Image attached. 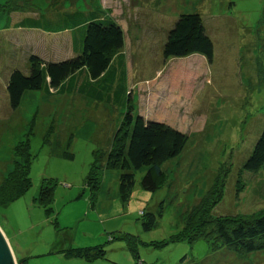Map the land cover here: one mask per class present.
<instances>
[{
  "label": "rangeland",
  "instance_id": "1",
  "mask_svg": "<svg viewBox=\"0 0 264 264\" xmlns=\"http://www.w3.org/2000/svg\"><path fill=\"white\" fill-rule=\"evenodd\" d=\"M75 10L122 27L133 116L149 112L189 136L183 153L163 165L167 183L157 192L144 190V167L123 202L122 172L106 167L116 136L131 131L123 123L128 98L107 106L78 94L28 91L18 109L10 107L9 76L14 69L28 73L32 54L45 61L76 55L69 32L28 24H55ZM185 13L202 16L215 47L212 64L196 56L165 59L167 34ZM172 62L192 69V77L170 72ZM263 130L264 0H0V187L24 162L18 145L28 140L31 153L30 188L0 205L17 264H264V250L215 251L209 240L188 237L212 230L216 218L264 215V167L243 168ZM44 185L51 188L45 205ZM163 203L156 227L144 231L142 213H157ZM72 249L103 255L86 260Z\"/></svg>",
  "mask_w": 264,
  "mask_h": 264
},
{
  "label": "trees",
  "instance_id": "2",
  "mask_svg": "<svg viewBox=\"0 0 264 264\" xmlns=\"http://www.w3.org/2000/svg\"><path fill=\"white\" fill-rule=\"evenodd\" d=\"M28 26L47 33L69 32L76 55L65 60L45 61L39 55L32 54L29 57L28 73L14 69L9 76L7 91L11 109L19 108L24 94L28 91H41L47 96L78 94L107 106L120 105L128 98V106L131 104L132 89L129 87L125 67L127 63L124 53L125 34L115 20H96L91 15L75 10L66 12L55 24L40 19ZM214 52L213 40L207 33L202 16L198 13L181 14L167 34L163 46L165 59L199 55L212 64ZM169 68L170 72L176 71L178 77L182 76L185 81L192 77L188 75V71L192 70L190 68L176 66L173 62ZM128 108L123 123L131 131L129 134L124 133L123 137L116 136L106 159V167L119 168L122 172L119 178V193L123 202L128 201L135 185L134 172L144 167L147 168L141 181L144 190L157 192L165 186L168 172L163 169V165L180 156L189 141L186 133L164 122L148 121L141 115L133 116V107L130 105ZM18 146L26 151L24 162L16 163L15 170L0 187V205L18 198L31 185L29 142L27 140ZM263 167L264 130L243 168L257 173ZM89 185H92L94 192L98 188L97 182L93 179H90ZM237 186L239 193L242 184L239 182ZM50 200L51 188L44 185L40 190L39 202L45 205ZM164 209L163 203L157 213H142L144 231L150 232L156 227ZM209 217L211 216H206L203 222ZM214 220V227L209 232L200 231L194 237L193 234L188 237L192 241L198 238L209 240L213 243L215 251L220 247H225L236 254L264 250V215L253 219L240 218L232 223H229L227 218L220 217ZM128 243L133 247L136 240L130 237ZM71 251L72 255L86 260H95L103 255L101 250L96 249ZM18 263L22 264L20 259ZM140 263L145 264L139 260L137 264Z\"/></svg>",
  "mask_w": 264,
  "mask_h": 264
},
{
  "label": "water",
  "instance_id": "3",
  "mask_svg": "<svg viewBox=\"0 0 264 264\" xmlns=\"http://www.w3.org/2000/svg\"><path fill=\"white\" fill-rule=\"evenodd\" d=\"M0 264H17L9 239L0 227Z\"/></svg>",
  "mask_w": 264,
  "mask_h": 264
},
{
  "label": "crops",
  "instance_id": "4",
  "mask_svg": "<svg viewBox=\"0 0 264 264\" xmlns=\"http://www.w3.org/2000/svg\"><path fill=\"white\" fill-rule=\"evenodd\" d=\"M27 28H30L29 26ZM32 29V28H30ZM36 30V29H35ZM73 42V41H72ZM197 58H201L203 59V57H200V56H196ZM71 58V57H70ZM65 59H68V58H65ZM64 59V60H65ZM204 60V59H203ZM158 107V106H156ZM156 112L153 111V114H155ZM139 115L143 116L145 119H147L148 121H156V122H163L162 120H158V119H155L154 116H149V112H147V114L145 113H140ZM164 123H167L164 121ZM7 236V235H6Z\"/></svg>",
  "mask_w": 264,
  "mask_h": 264
},
{
  "label": "built area",
  "instance_id": "5",
  "mask_svg": "<svg viewBox=\"0 0 264 264\" xmlns=\"http://www.w3.org/2000/svg\"><path fill=\"white\" fill-rule=\"evenodd\" d=\"M140 264H143V263H140Z\"/></svg>",
  "mask_w": 264,
  "mask_h": 264
}]
</instances>
